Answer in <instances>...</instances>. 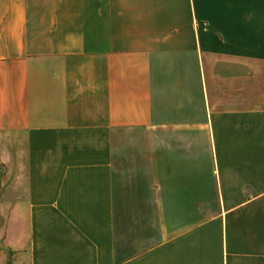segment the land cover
<instances>
[{"label": "crops", "instance_id": "0c3cea01", "mask_svg": "<svg viewBox=\"0 0 264 264\" xmlns=\"http://www.w3.org/2000/svg\"><path fill=\"white\" fill-rule=\"evenodd\" d=\"M255 64L264 0H0V264H264Z\"/></svg>", "mask_w": 264, "mask_h": 264}, {"label": "rangeland", "instance_id": "374dc122", "mask_svg": "<svg viewBox=\"0 0 264 264\" xmlns=\"http://www.w3.org/2000/svg\"><path fill=\"white\" fill-rule=\"evenodd\" d=\"M264 69L261 64H255V73L260 74ZM257 70H259L257 72ZM261 84V82H256ZM16 165V167H15ZM6 161L0 163V168L5 169ZM10 169H22L20 160L9 163ZM215 212L174 211V212H118L122 222L120 232L140 235L143 239H149L146 244L154 245V241L162 235H175L186 231L210 218ZM164 215V217H163ZM166 216V217H165ZM166 218V220H165Z\"/></svg>", "mask_w": 264, "mask_h": 264}]
</instances>
